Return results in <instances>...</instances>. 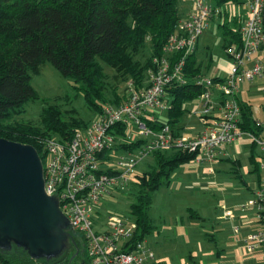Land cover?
I'll return each mask as SVG.
<instances>
[{
	"label": "built area",
	"instance_id": "obj_1",
	"mask_svg": "<svg viewBox=\"0 0 264 264\" xmlns=\"http://www.w3.org/2000/svg\"><path fill=\"white\" fill-rule=\"evenodd\" d=\"M243 2L249 15L240 29L242 44L232 43L226 49L233 59L230 73L195 79L203 88L198 99L204 107L200 115L203 128L195 135L169 124L155 128L159 117L153 109L168 111L171 84L188 81L186 59L196 51L209 20L218 13L205 0H197L196 11L179 21L177 32L164 46L163 55L154 57L141 85L130 79L120 103L105 104L92 124L79 128L69 139L53 136L45 140V190L59 199L69 231L78 239L88 264H151L154 260L151 248L143 241H133L136 222L129 228L123 215L108 213L101 217L100 203L132 182L141 160L156 151L181 150L195 155L192 162L215 166L228 156V146L241 142L246 134L251 146L259 148V180L255 197L247 204L256 208V227L244 241L249 250H261L264 255V105L256 107L240 96L244 82L259 80L257 90L264 95V0ZM181 51L184 54L175 60L174 55ZM244 103L252 107L253 120L259 127L256 132L242 128ZM130 126L139 132L137 138ZM138 140L140 146L126 147ZM126 151L132 155H123ZM225 215L231 218L233 213ZM242 224H234V231L239 232Z\"/></svg>",
	"mask_w": 264,
	"mask_h": 264
},
{
	"label": "trees",
	"instance_id": "obj_2",
	"mask_svg": "<svg viewBox=\"0 0 264 264\" xmlns=\"http://www.w3.org/2000/svg\"><path fill=\"white\" fill-rule=\"evenodd\" d=\"M228 1L213 0L218 5ZM178 3L179 0H0V136L33 145L45 161L48 137L69 139L87 124L76 117L66 118L54 105L45 108L40 124L15 120L14 116L24 112L26 104L38 95L31 84L32 74L50 61L64 76L79 83L88 105L97 112L108 102L120 103L125 95L120 93L118 82L130 78L141 85L154 57L163 55L164 46L177 32L182 18ZM240 29L226 31L230 36L224 41L226 49L232 43L242 44ZM148 43L152 54L142 60L139 55ZM196 52L186 59L184 73L188 81L174 82L168 89L172 104L167 119L158 118L155 128L169 124L179 130L180 121L189 112L185 104L202 93L203 88L195 81L203 73ZM183 54L184 51L176 53L174 59ZM106 66L115 73L110 76ZM242 106V128L256 132L259 127L253 120L250 103ZM140 145L138 140L126 147ZM153 156L152 168L134 178L131 213L137 226L135 242L143 241L155 228L150 215L153 191L168 184L173 173L195 157L181 150L156 151ZM234 163L238 166V159ZM191 210V216L200 217ZM0 264L76 263L71 261L68 250L51 260H35L23 248L13 246L8 251L0 249Z\"/></svg>",
	"mask_w": 264,
	"mask_h": 264
},
{
	"label": "rangeland",
	"instance_id": "obj_3",
	"mask_svg": "<svg viewBox=\"0 0 264 264\" xmlns=\"http://www.w3.org/2000/svg\"><path fill=\"white\" fill-rule=\"evenodd\" d=\"M205 1L214 5L218 13L209 20L199 39L196 57L202 64L204 77H226L233 64L224 47L225 39L230 38L226 31L239 30L249 15V9L243 0H229L220 5L213 0ZM196 2L179 0L181 19L196 11ZM150 54L152 49L148 43L139 58L145 60ZM106 72L110 76L115 73L107 66ZM129 81L130 78L118 82L123 95ZM31 84L38 95L26 104L24 112L14 116L15 120L40 124L43 111L51 105L59 107L66 118L76 117L87 125L97 119L98 112L88 105L79 83L64 76L52 62L46 61L39 72L32 74ZM254 86L253 82H244L240 96L261 108L264 95L252 90ZM185 106L189 112L179 124L189 128L185 132L191 136L203 128L200 115L204 107L199 99L188 101ZM153 111L161 120L167 119V110ZM262 113H259L260 117ZM130 128L137 138L139 132L133 126ZM123 155L132 153L126 151ZM235 159H238V166ZM258 160L259 148L251 146L250 137L246 134L241 142L228 146V156L215 166L208 162L184 163L173 173L168 184L154 190L150 215L155 228L143 240L144 245L154 252L152 263L264 264L262 251L249 250L244 241L247 233L256 227V208L247 204L255 197L254 190L259 180ZM154 164L153 155L146 157L136 166L135 174L151 169ZM213 167L215 170L212 172ZM134 180L132 177V182L124 189L116 190L113 196L100 203L102 218L108 213L123 215L129 222V228L136 222L131 213V205L135 201ZM191 209L200 217H191ZM226 212H233L236 220L245 221L239 232H234V221L226 218ZM97 228H101L100 224Z\"/></svg>",
	"mask_w": 264,
	"mask_h": 264
},
{
	"label": "water",
	"instance_id": "obj_4",
	"mask_svg": "<svg viewBox=\"0 0 264 264\" xmlns=\"http://www.w3.org/2000/svg\"><path fill=\"white\" fill-rule=\"evenodd\" d=\"M72 242L59 199L45 190L36 147L0 136V249L17 246L32 259L51 260Z\"/></svg>",
	"mask_w": 264,
	"mask_h": 264
},
{
	"label": "flooded vegetation",
	"instance_id": "obj_5",
	"mask_svg": "<svg viewBox=\"0 0 264 264\" xmlns=\"http://www.w3.org/2000/svg\"><path fill=\"white\" fill-rule=\"evenodd\" d=\"M74 242L70 243L68 253L71 254V261H75L76 264H88V258L82 246L78 243L77 238L74 237Z\"/></svg>",
	"mask_w": 264,
	"mask_h": 264
},
{
	"label": "crops",
	"instance_id": "obj_6",
	"mask_svg": "<svg viewBox=\"0 0 264 264\" xmlns=\"http://www.w3.org/2000/svg\"><path fill=\"white\" fill-rule=\"evenodd\" d=\"M261 80H259L258 82H260ZM258 82H254L255 83V85L256 86H254L253 88H251L252 90H257V87H258ZM258 91V90H257ZM196 99H198V98H196ZM244 100H248L249 101V99H244ZM252 102V101H251ZM185 129H189V128H186L184 125H182L181 126V128L179 129V131H182V132H184L185 134H186V132H185ZM191 129V128H190ZM198 132V131H197ZM196 132V133H197ZM196 133H194V134H192V135H195ZM226 158V157H225ZM224 159V158H223ZM191 212H192V210H191ZM192 213H194V212H192ZM191 213V214H192ZM233 213V212H232ZM191 214H190V216H191ZM226 216V215H225ZM191 217H193V216H191ZM226 218L227 219H229V220H233L234 221V224H236V223H238V222H240V221H243V224L241 225V227L243 226V225H245V221L242 219V220H236V216H235V214L233 213V215H232V217L230 218V217H227L226 216ZM234 226V225H233ZM240 227V228H241ZM234 230V229H233ZM235 232V231H234ZM237 233V232H236ZM151 264H154V263H151Z\"/></svg>",
	"mask_w": 264,
	"mask_h": 264
}]
</instances>
